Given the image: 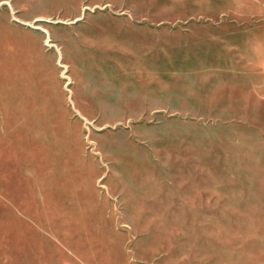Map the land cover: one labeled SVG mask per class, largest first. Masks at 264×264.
<instances>
[{"label": "rangeland", "instance_id": "rangeland-1", "mask_svg": "<svg viewBox=\"0 0 264 264\" xmlns=\"http://www.w3.org/2000/svg\"><path fill=\"white\" fill-rule=\"evenodd\" d=\"M152 1L141 17L0 1V264H264V94L241 102L202 83L181 106L84 99V81L108 77L82 59L96 44L81 50L64 31L94 14L179 31L213 2ZM214 4L219 30L264 73V0Z\"/></svg>", "mask_w": 264, "mask_h": 264}, {"label": "crops", "instance_id": "crops-1", "mask_svg": "<svg viewBox=\"0 0 264 264\" xmlns=\"http://www.w3.org/2000/svg\"><path fill=\"white\" fill-rule=\"evenodd\" d=\"M214 1L197 9L207 18L205 22L185 21L179 31H173L164 20L112 19L105 14L91 15L75 34L64 31L70 43L81 50H85L86 40L96 44L94 51L82 59L85 65L108 77L95 86L84 81V99L101 97L106 103H100L99 107L134 109L185 105L190 95L205 92L203 88L209 87L228 91L241 102L264 94V85L257 84L264 79V73L253 68L249 55L237 54L231 33L220 31L214 23L219 12ZM83 2L113 6L139 17V13L159 9L152 0H77V4L63 6V10L76 13ZM17 7L21 12L27 9L24 4ZM60 8L59 5L41 8L35 15L53 14ZM5 10L2 13L8 14L9 9ZM77 71L83 76L81 69ZM202 83L209 87H203ZM113 100L119 103H109Z\"/></svg>", "mask_w": 264, "mask_h": 264}]
</instances>
